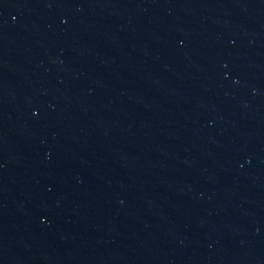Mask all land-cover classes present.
I'll list each match as a JSON object with an SVG mask.
<instances>
[{"label":"water","instance_id":"95a60500","mask_svg":"<svg viewBox=\"0 0 264 264\" xmlns=\"http://www.w3.org/2000/svg\"><path fill=\"white\" fill-rule=\"evenodd\" d=\"M0 264H264V0H0Z\"/></svg>","mask_w":264,"mask_h":264}]
</instances>
